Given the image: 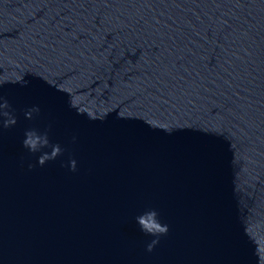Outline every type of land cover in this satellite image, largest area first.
I'll use <instances>...</instances> for the list:
<instances>
[{
    "label": "water",
    "instance_id": "1",
    "mask_svg": "<svg viewBox=\"0 0 264 264\" xmlns=\"http://www.w3.org/2000/svg\"><path fill=\"white\" fill-rule=\"evenodd\" d=\"M4 75L0 264H258L264 0H0Z\"/></svg>",
    "mask_w": 264,
    "mask_h": 264
},
{
    "label": "clouds",
    "instance_id": "2",
    "mask_svg": "<svg viewBox=\"0 0 264 264\" xmlns=\"http://www.w3.org/2000/svg\"><path fill=\"white\" fill-rule=\"evenodd\" d=\"M9 82L20 83L21 85H27L28 83V81H26L24 77L8 76V75L0 76V87H2L4 84ZM70 104L72 107L77 108L80 113L86 112V109L77 107L73 97L70 101ZM10 108L11 105L9 104L8 100L3 96H0V110H3L0 111V116L5 118L2 121H0V124H2L3 128H11L17 123L16 117L12 114V112L8 111V109ZM39 112H40V108L38 106L32 107L31 109L25 112V116L28 119H32L33 115ZM86 113L92 119L103 118L102 116L92 115L90 112H86ZM166 130L171 131V128H168ZM23 146L33 154L37 152H41V150L46 147L52 148V151L50 153H43L39 157L38 162L41 166H43L49 160L56 159L63 151V149L59 144H55V145L50 144V140L47 132L41 133L36 129H31L26 131L25 139L23 141ZM70 164H71V170L76 171L77 161L73 159L71 160ZM32 167H34V165L30 164L29 168L31 169ZM136 219L143 233H145L146 235H151L156 237V239H153L151 243H149L147 246V250L151 252L154 250L156 245L160 243L159 237L166 235L169 232V226L161 222V220L159 219V213L155 209L144 212ZM253 242L257 246L256 255L259 258L258 264H264V238L253 239Z\"/></svg>",
    "mask_w": 264,
    "mask_h": 264
}]
</instances>
